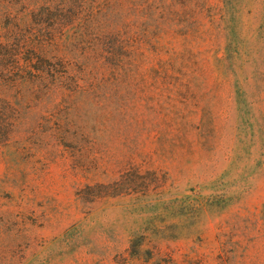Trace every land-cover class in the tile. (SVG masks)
Segmentation results:
<instances>
[{
    "label": "rangeland",
    "instance_id": "1",
    "mask_svg": "<svg viewBox=\"0 0 264 264\" xmlns=\"http://www.w3.org/2000/svg\"><path fill=\"white\" fill-rule=\"evenodd\" d=\"M41 1L0 0V44ZM109 9L76 92L9 90L0 264H264V0Z\"/></svg>",
    "mask_w": 264,
    "mask_h": 264
},
{
    "label": "trees",
    "instance_id": "2",
    "mask_svg": "<svg viewBox=\"0 0 264 264\" xmlns=\"http://www.w3.org/2000/svg\"><path fill=\"white\" fill-rule=\"evenodd\" d=\"M115 1L42 0L31 8L24 33L1 42L0 137L14 125L7 102L13 86L33 96L64 97L79 89L90 56L103 61L118 56L126 38L112 27L109 7Z\"/></svg>",
    "mask_w": 264,
    "mask_h": 264
}]
</instances>
